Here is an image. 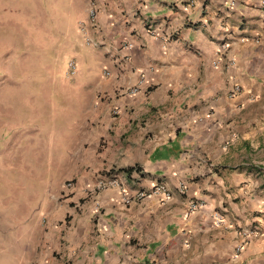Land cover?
Instances as JSON below:
<instances>
[{
	"label": "crops",
	"instance_id": "crops-1",
	"mask_svg": "<svg viewBox=\"0 0 264 264\" xmlns=\"http://www.w3.org/2000/svg\"><path fill=\"white\" fill-rule=\"evenodd\" d=\"M263 1L94 0L108 73L81 108L70 198L20 264H264ZM160 184L170 198L150 195Z\"/></svg>",
	"mask_w": 264,
	"mask_h": 264
},
{
	"label": "rangeland",
	"instance_id": "rangeland-1",
	"mask_svg": "<svg viewBox=\"0 0 264 264\" xmlns=\"http://www.w3.org/2000/svg\"><path fill=\"white\" fill-rule=\"evenodd\" d=\"M81 3L0 0V264H20L43 210L70 198L81 108L108 73Z\"/></svg>",
	"mask_w": 264,
	"mask_h": 264
},
{
	"label": "built area",
	"instance_id": "built-area-1",
	"mask_svg": "<svg viewBox=\"0 0 264 264\" xmlns=\"http://www.w3.org/2000/svg\"><path fill=\"white\" fill-rule=\"evenodd\" d=\"M263 4H264V1H263ZM86 14H87V21L85 22V26L86 25H90V26H94L95 25V22H96V18H97V7H96V4L94 2V0H87L86 1ZM88 22V23H87ZM81 26V29L82 31H84L86 28L84 25H80ZM226 45H221L219 47V50H218V54H223L225 53L226 51ZM124 48L127 49V50H131L132 49V45L131 44H126L124 45ZM226 65L227 66H233L234 65V60L233 59H227L226 60ZM219 65V61L218 60H214L212 62V66L214 67H217ZM70 67L73 68L74 65L73 63H70ZM144 87V81L143 79H140L135 86L133 87H128L127 89H125V92L127 94H130V95H135L137 94L141 89H143ZM241 91V87L239 85H235L231 92H230V96H234L236 94H238L239 92ZM116 185V182L115 181H110V182H106V183H100L99 184V188H104V187H109V186H115ZM72 188V183L71 182H67L66 183V190H70ZM185 189V186L184 185H180V190L181 191H184ZM150 195H161L163 196L165 199H168L170 198V193L168 191V189L166 188L165 185H157L155 186L151 192H150ZM147 197V193H144V192H139L138 194H136V199L138 200H142L144 198ZM126 203L128 202V200L126 199L125 200ZM193 207H195V205H192ZM215 221L216 223L219 224V222H221V217L219 214H215ZM243 237L244 238H249V237H255V232L252 231V230H245L243 233H242ZM242 248L239 247L238 250H241Z\"/></svg>",
	"mask_w": 264,
	"mask_h": 264
},
{
	"label": "trees",
	"instance_id": "trees-1",
	"mask_svg": "<svg viewBox=\"0 0 264 264\" xmlns=\"http://www.w3.org/2000/svg\"><path fill=\"white\" fill-rule=\"evenodd\" d=\"M124 172L128 173L129 171H131V169H127V170H123Z\"/></svg>",
	"mask_w": 264,
	"mask_h": 264
}]
</instances>
